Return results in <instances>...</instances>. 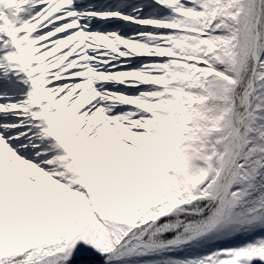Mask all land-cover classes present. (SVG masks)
<instances>
[{
	"label": "snow or ice",
	"instance_id": "snow-or-ice-1",
	"mask_svg": "<svg viewBox=\"0 0 264 264\" xmlns=\"http://www.w3.org/2000/svg\"><path fill=\"white\" fill-rule=\"evenodd\" d=\"M0 264H264V0H0Z\"/></svg>",
	"mask_w": 264,
	"mask_h": 264
}]
</instances>
